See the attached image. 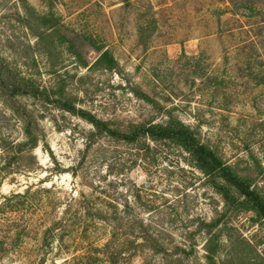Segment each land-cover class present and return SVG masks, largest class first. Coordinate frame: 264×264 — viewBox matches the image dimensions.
I'll return each instance as SVG.
<instances>
[{
	"label": "rangeland",
	"instance_id": "1",
	"mask_svg": "<svg viewBox=\"0 0 264 264\" xmlns=\"http://www.w3.org/2000/svg\"><path fill=\"white\" fill-rule=\"evenodd\" d=\"M227 5L0 0V206H9L0 221L12 233L0 264H166L163 250L134 255L136 245L210 238L222 246L217 264L232 243L255 256L251 243L264 261V219L238 198L227 203L221 181L181 147L98 135L85 118L122 132L184 121L264 194V82L255 77L264 69L225 57ZM106 50L112 69L98 62ZM27 130L39 135L35 149ZM198 249L191 264H213Z\"/></svg>",
	"mask_w": 264,
	"mask_h": 264
},
{
	"label": "trees",
	"instance_id": "2",
	"mask_svg": "<svg viewBox=\"0 0 264 264\" xmlns=\"http://www.w3.org/2000/svg\"><path fill=\"white\" fill-rule=\"evenodd\" d=\"M228 5V13L230 17L226 21H222L219 18V24L221 28L218 34L224 38H227L226 43L230 45L225 49L227 59H235L238 63H243L249 67H261L264 69V26H260L257 21L247 24L245 19L256 18L258 15L264 13V0H224ZM264 22V20H263ZM225 30L223 29V26ZM257 27V28H256ZM223 29V30H222ZM79 59L81 56L76 51H71ZM100 64L103 62L106 68L112 69L116 64L114 57L109 51H104L98 61ZM264 82V73L255 76ZM86 115H82L85 117ZM89 119L90 123L95 128V133L98 135H105L116 139H123L128 142H135L140 137H147L153 141H163L174 143L186 151L192 162L205 173L207 176L212 177L214 180L218 179L221 182L215 183L219 193L223 196L227 203H230L234 198H238L240 205L254 211L259 217L264 219V194L257 188L252 187L248 180L239 176L231 166L226 164L216 152L204 144L196 131L184 121L174 120L172 117L164 123L143 122L133 125V129L130 132H122L118 129L110 127L108 122L97 119L96 117H85ZM27 138H31L32 148L39 146V135L33 134L30 130L26 131ZM1 174V169H0ZM2 182L0 181V187ZM238 195V197H237ZM13 198L25 199L26 193H13ZM10 197H5V200ZM8 206V203H2L0 211H3ZM3 224L0 221V242L5 243V239H9L11 232L2 233ZM52 228H46L44 235L46 241L49 240ZM155 245L138 243L135 247L136 255L144 248L152 250L159 249L167 253L169 258L166 264H191V256L198 258L200 251L199 247L204 251L203 257L208 263L217 264L218 257L221 256L222 246L219 243H215L214 238L207 239L203 244L198 245L192 243L191 245L185 244H171L167 245L162 243L158 239H153ZM245 239H241V242H245ZM148 242V241H147ZM247 242V241H246ZM48 243V242H47ZM6 244V243H5ZM135 245L134 241L132 243ZM249 246L255 256L251 254H243L238 250V243H232L229 254L224 259H219V264H264L263 260L258 259V254L253 249L251 243ZM47 246V245H46ZM162 252V251H161ZM77 253V252H76ZM74 253V255L76 254ZM76 256V255H75ZM67 261V260H66Z\"/></svg>",
	"mask_w": 264,
	"mask_h": 264
}]
</instances>
